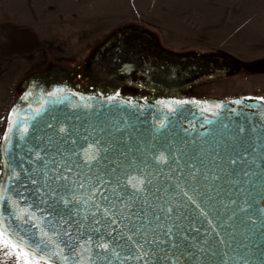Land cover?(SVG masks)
Listing matches in <instances>:
<instances>
[{
	"label": "snow or ice",
	"instance_id": "6c2138e0",
	"mask_svg": "<svg viewBox=\"0 0 264 264\" xmlns=\"http://www.w3.org/2000/svg\"><path fill=\"white\" fill-rule=\"evenodd\" d=\"M14 113L0 248L18 264H264V97L151 104L114 87Z\"/></svg>",
	"mask_w": 264,
	"mask_h": 264
},
{
	"label": "rangeland",
	"instance_id": "374dc122",
	"mask_svg": "<svg viewBox=\"0 0 264 264\" xmlns=\"http://www.w3.org/2000/svg\"><path fill=\"white\" fill-rule=\"evenodd\" d=\"M6 1L0 0V8ZM81 1L85 10L97 12L94 0ZM132 3L129 12L114 18H82L68 5L52 3L48 11L53 19L46 21L34 13L33 19L25 15L18 18L22 27L11 28L7 25L14 24L2 22L0 135L8 128V113L22 79L54 66L76 71L77 77L94 53L101 64L93 66L91 86L105 94H111L114 87L121 96L130 97L264 94V0ZM148 35L156 39V46L149 40L143 47L139 38ZM151 46L155 50H150ZM215 55L227 57L235 67L223 71L222 64L215 67L201 57ZM121 62L134 71H118Z\"/></svg>",
	"mask_w": 264,
	"mask_h": 264
},
{
	"label": "flooded vegetation",
	"instance_id": "af4514ba",
	"mask_svg": "<svg viewBox=\"0 0 264 264\" xmlns=\"http://www.w3.org/2000/svg\"><path fill=\"white\" fill-rule=\"evenodd\" d=\"M149 38L140 37V42H144L142 45L145 47L149 42L152 40L153 46L155 45L156 39L152 35H148ZM142 38V39H141ZM133 39V38H132ZM134 40V39H133ZM135 43V41H132ZM138 44V42H136ZM151 46L150 50H155V47ZM92 55L90 60L87 62L86 68L80 70L76 75V71H72L71 73L60 66H54L46 69L45 71H38L32 74L29 77L22 79L18 84L19 94L17 98L14 99L13 106H15V113L13 115V120H15L20 113V111L24 108L31 107L32 110H37L42 102L45 100L46 96L59 94L62 92L61 88H65L66 92H70L75 94L77 98L84 96V98H89L91 96H95L101 92L98 89H94L91 86V81L95 80L93 66L98 67L101 63L98 62L96 53ZM205 57V60H210L215 67H219L222 64L223 71H227L228 69H232L235 67L234 65L230 66V62L228 61L227 57L222 55H215V56H201ZM227 59V60H226ZM86 69V71H85ZM200 75V74H199ZM80 79V80H79ZM185 83V82H184ZM58 89L57 91L55 89ZM181 90V89H180ZM184 89L181 90L183 92ZM105 94V93H104ZM124 98H128L130 96H122ZM141 97H147L148 101L151 104H155L157 100H164L168 102L169 97H177L182 99H196V100H203L208 101L210 104H215L219 101H226V100H233L237 97H248L245 95L233 96V97H221V96H194L190 93H182V94H174L172 96H163L160 98H152L148 96H133L134 99H140ZM255 97H264V95H256ZM193 110H196L195 107H190ZM210 115V114H209ZM197 118L200 116V112L196 111ZM24 117H28L25 115ZM211 118V117H210Z\"/></svg>",
	"mask_w": 264,
	"mask_h": 264
},
{
	"label": "crops",
	"instance_id": "0c3cea01",
	"mask_svg": "<svg viewBox=\"0 0 264 264\" xmlns=\"http://www.w3.org/2000/svg\"><path fill=\"white\" fill-rule=\"evenodd\" d=\"M89 1V0H85ZM93 7L97 10L95 13H90L85 10V6L81 0H8L0 8V25L2 22L4 24H14L7 25L11 28L22 27L24 25H18L20 22L18 19L20 16L25 15L26 17L33 19L34 13L39 14L40 19L48 20L53 19V15L48 11V5L52 3H63L69 6L76 16L82 18H89L94 15L99 16L98 18H103V16H108L110 18L119 17L120 14L125 15L129 12L132 2L134 0H94ZM1 4V3H0ZM46 8V9H45ZM46 10V11H45ZM8 13L7 15H5ZM11 13H13L11 15ZM19 14V16L17 14ZM3 17H9L11 20H3ZM26 20V19H24ZM2 26V25H1ZM20 264H23L24 255L20 253ZM0 264H18L16 252L13 249H8L7 252L0 248Z\"/></svg>",
	"mask_w": 264,
	"mask_h": 264
},
{
	"label": "water",
	"instance_id": "95a60500",
	"mask_svg": "<svg viewBox=\"0 0 264 264\" xmlns=\"http://www.w3.org/2000/svg\"><path fill=\"white\" fill-rule=\"evenodd\" d=\"M62 92L55 95L46 96L45 100L42 102L41 106L38 109H43L45 106L53 107L55 104L60 103L62 100H67V104L69 107L75 106L78 103H84V100H89L90 98H94L93 96L89 98H84V100H81L80 97L77 98L76 96L73 97V94L70 92H66L65 88H61ZM58 90L57 88L55 89ZM84 97V96H81ZM189 107H195V105H190ZM37 109V110H38ZM37 110H32L31 107L24 108L20 111L17 117L23 118L25 121H28L32 114L35 113ZM27 115L28 117H24ZM149 118H151V114H149Z\"/></svg>",
	"mask_w": 264,
	"mask_h": 264
},
{
	"label": "trees",
	"instance_id": "16d2710c",
	"mask_svg": "<svg viewBox=\"0 0 264 264\" xmlns=\"http://www.w3.org/2000/svg\"><path fill=\"white\" fill-rule=\"evenodd\" d=\"M264 95V94H263ZM23 254V253H22Z\"/></svg>",
	"mask_w": 264,
	"mask_h": 264
}]
</instances>
